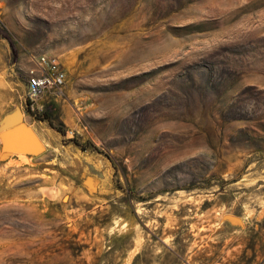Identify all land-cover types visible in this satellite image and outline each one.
I'll return each mask as SVG.
<instances>
[{
    "label": "rangeland",
    "instance_id": "1",
    "mask_svg": "<svg viewBox=\"0 0 264 264\" xmlns=\"http://www.w3.org/2000/svg\"><path fill=\"white\" fill-rule=\"evenodd\" d=\"M3 32L0 120L45 150L0 158V264H264V0H0Z\"/></svg>",
    "mask_w": 264,
    "mask_h": 264
},
{
    "label": "built area",
    "instance_id": "2",
    "mask_svg": "<svg viewBox=\"0 0 264 264\" xmlns=\"http://www.w3.org/2000/svg\"><path fill=\"white\" fill-rule=\"evenodd\" d=\"M28 60L31 65L25 70V100L33 116H39L44 105L38 103V98H65L68 77L64 65L54 55L45 53V57H38V53L29 52Z\"/></svg>",
    "mask_w": 264,
    "mask_h": 264
},
{
    "label": "water",
    "instance_id": "3",
    "mask_svg": "<svg viewBox=\"0 0 264 264\" xmlns=\"http://www.w3.org/2000/svg\"><path fill=\"white\" fill-rule=\"evenodd\" d=\"M0 158L14 152L37 155L45 150V145L36 131L24 121L18 106L8 111L0 120ZM223 219H232L241 223V219L232 214H225Z\"/></svg>",
    "mask_w": 264,
    "mask_h": 264
},
{
    "label": "trees",
    "instance_id": "4",
    "mask_svg": "<svg viewBox=\"0 0 264 264\" xmlns=\"http://www.w3.org/2000/svg\"><path fill=\"white\" fill-rule=\"evenodd\" d=\"M0 37H1V38H5V39L8 40L9 45H10V53H11V55H12V57H13V61H15L16 58H17V51H16L15 47L13 46L14 44H13V42H12L10 36H9L7 33L3 32L2 34H0ZM36 117H38V119L47 120V121L49 122V124H50L55 130H57L58 132H60L62 135L65 134V131H64L63 128H61V127H59V126H55V125H53V123H52V121H51V118L49 117L48 114L43 113V117H39V116H36ZM72 141H73L76 145L80 146L83 150H85V149L88 147L87 145L80 144V143H79L78 141H76L75 139H73ZM92 146H93V145H92ZM93 147H94V146H93ZM94 148L97 149L96 147H94ZM105 155H106V157H108V158L110 159V156H109L108 154H105Z\"/></svg>",
    "mask_w": 264,
    "mask_h": 264
},
{
    "label": "crops",
    "instance_id": "5",
    "mask_svg": "<svg viewBox=\"0 0 264 264\" xmlns=\"http://www.w3.org/2000/svg\"><path fill=\"white\" fill-rule=\"evenodd\" d=\"M17 59V58H16ZM16 61V60H15ZM28 67H29V65H28ZM11 98H12V93H11V91H10V87H8V100H11ZM8 104H9V101H8ZM10 109H8V111H9ZM33 127H34V125H33Z\"/></svg>",
    "mask_w": 264,
    "mask_h": 264
},
{
    "label": "bare ground",
    "instance_id": "6",
    "mask_svg": "<svg viewBox=\"0 0 264 264\" xmlns=\"http://www.w3.org/2000/svg\"><path fill=\"white\" fill-rule=\"evenodd\" d=\"M38 57H45V54L44 55H41V56H39V54H38Z\"/></svg>",
    "mask_w": 264,
    "mask_h": 264
}]
</instances>
